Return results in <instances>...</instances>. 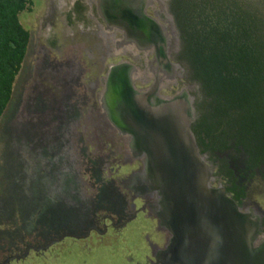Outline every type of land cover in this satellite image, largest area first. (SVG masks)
<instances>
[{
  "label": "flooded vegetation",
  "instance_id": "flooded-vegetation-1",
  "mask_svg": "<svg viewBox=\"0 0 264 264\" xmlns=\"http://www.w3.org/2000/svg\"><path fill=\"white\" fill-rule=\"evenodd\" d=\"M170 2L52 0V51L63 59L72 58L81 64L78 66L80 72H66L69 81L65 82L59 99L71 94L72 79L81 78V102L76 108L73 105L78 116L66 135L71 147L75 143V155L70 157L82 172V194L91 198L97 195L96 181L86 176L89 173L93 175L92 163L97 162L101 183L121 190L128 202L127 218L122 222L116 221L112 212L100 216L99 212L104 209L97 207L95 220L85 233H66L61 240L68 237L85 240L94 235L103 238L126 229L141 216L152 217L159 238L154 240L151 234H145L153 255V258L148 257L150 264H165L162 253L170 243L171 234L160 223L156 196L136 179V174H145L147 152L142 145L144 139L135 132L132 122L126 117L131 105L155 109L166 105L167 112L178 116L185 96L189 97L191 130L199 152L212 170L211 185L223 188L242 213L259 222L258 244L264 243V211L249 199L252 181L257 176L264 179V163L252 166L255 159L243 146H239L241 150L238 151L230 137H227L230 144L227 150L215 149L222 144L224 135L215 131V136L219 137H214L213 132L210 135L204 129L200 87L191 79L192 75L182 59L183 41ZM57 22L65 27V39L61 43L58 30L53 26ZM111 85L115 86L114 90ZM54 91V95L60 91L59 85L55 84ZM60 114L55 121L54 134L58 131V124L67 117L64 111ZM210 126L216 128L214 124ZM52 142L55 141L52 139ZM222 158H226L234 170V178L230 180L237 179L238 190L231 188L229 177L224 175L226 169ZM83 163L86 170L81 167ZM123 165L132 169L120 176L118 173Z\"/></svg>",
  "mask_w": 264,
  "mask_h": 264
},
{
  "label": "rangeland",
  "instance_id": "rangeland-1",
  "mask_svg": "<svg viewBox=\"0 0 264 264\" xmlns=\"http://www.w3.org/2000/svg\"><path fill=\"white\" fill-rule=\"evenodd\" d=\"M32 2L31 9L20 14L21 23L31 34L28 52L0 122V264L27 246H45L66 233H85L95 220L97 207L104 209L100 216L112 212L118 222L127 218L125 194L101 183L97 162L92 163L93 175H86L96 181L97 195L91 198L82 194V172L70 157L75 155V143L71 147L66 135L78 116L73 105L76 108L81 102V78L72 79L71 94L59 99L69 81L66 72H80L81 64L52 51V0ZM53 26L63 42V23ZM55 84L60 91L54 95ZM61 111L67 117L54 134ZM81 167L86 170L84 163ZM131 169L123 165L118 174L124 176ZM249 192V199L264 211L261 176L252 181ZM146 233L154 240L159 238L155 220L141 216L126 229L103 238L68 237L47 251L32 250L25 259L9 264H150L148 257L153 255Z\"/></svg>",
  "mask_w": 264,
  "mask_h": 264
},
{
  "label": "trees",
  "instance_id": "trees-1",
  "mask_svg": "<svg viewBox=\"0 0 264 264\" xmlns=\"http://www.w3.org/2000/svg\"><path fill=\"white\" fill-rule=\"evenodd\" d=\"M32 4L0 0V122L31 39L20 14ZM170 9L181 32L182 59L200 87L204 129L225 138L215 149L227 150L230 137L255 159L252 166L264 163V0H171ZM221 160L238 190L237 179L230 180L234 170Z\"/></svg>",
  "mask_w": 264,
  "mask_h": 264
},
{
  "label": "water",
  "instance_id": "water-1",
  "mask_svg": "<svg viewBox=\"0 0 264 264\" xmlns=\"http://www.w3.org/2000/svg\"><path fill=\"white\" fill-rule=\"evenodd\" d=\"M166 107L131 105L126 116L144 139L147 152L145 174H136V179L156 196L160 223L171 234L162 253L165 264H264L259 222L242 213L223 188L210 183L212 170L191 130L189 97L185 96L178 116ZM61 239L27 246L1 264L25 259L32 250L47 251Z\"/></svg>",
  "mask_w": 264,
  "mask_h": 264
}]
</instances>
